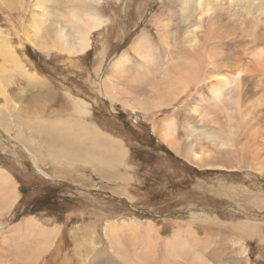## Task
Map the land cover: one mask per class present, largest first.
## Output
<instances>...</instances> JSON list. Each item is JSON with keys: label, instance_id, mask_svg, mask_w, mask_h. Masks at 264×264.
Segmentation results:
<instances>
[{"label": "rangeland", "instance_id": "obj_1", "mask_svg": "<svg viewBox=\"0 0 264 264\" xmlns=\"http://www.w3.org/2000/svg\"><path fill=\"white\" fill-rule=\"evenodd\" d=\"M69 1L38 0L41 6L52 9L47 20L41 24L43 11L35 3L36 0H0V52L3 47H8L16 57L18 56L29 74L40 78L39 82L29 78L17 69L16 63L8 60L7 55L0 53V81L2 86L6 85L3 86V96L0 92V111H3L4 117L2 122L7 123L9 115H12L14 120L17 114L12 111L18 110V105L24 104L30 106V113L37 110L40 112L37 111L36 114L43 113V117L38 121L40 123L54 125L63 120L74 121L77 114L72 115L73 106L77 101H82L89 110L81 113V120L89 126H96V132H102L108 139L109 135L120 139L121 141L112 138L124 144L129 155L124 158V162L116 161L110 167L93 163L83 155H68L72 165H67L58 162L57 153H63L62 145L52 142L37 124L31 128L24 127L19 132L16 121L11 123L10 131L0 121V167L18 181L21 192V201L17 203L19 206L15 207L13 215L6 218V228L9 229L13 222L24 221L25 217L29 218L30 215L37 216L35 221L40 223L45 231L43 237L41 233V237H38L43 243L39 249L44 252L46 250V254H42L40 259L41 264H61L66 255L62 254L64 252L70 255L78 253L77 256H80V259L73 260L71 264H81L79 261H82V264H109V261L103 262L102 254L105 251H100L105 247L107 252H111V245L103 227L111 220L125 218L130 221L138 218V226L132 238L136 237L139 242V245L136 242L141 248L139 256L150 254L152 250L156 251L160 258L163 256L162 252L167 250L166 252L171 253L168 261L170 264H185L186 261L175 258L180 248L174 240L178 238L180 245H183V239L193 238L182 231L183 225L187 226L192 222L201 241L197 240L199 244L193 241L189 247L195 251L208 247L210 252L205 248L201 253L208 254L207 261L211 264H264V174L251 166V157L242 164L237 163L235 159L229 160V163L223 162L226 165L222 168L215 165L208 168L195 167L188 161L179 159L158 135L156 122L170 119L171 110H155L153 115H145L141 111L134 114L132 110L122 106V103L105 97L102 90L103 80L110 66L124 50L131 54L129 55L132 62H139L138 54L131 48L137 39H146L145 51H152L151 53L158 54L156 56L159 58L164 56L160 21H169L167 31L173 41L177 31H180L179 36H182V33L191 29L185 21L183 22L184 0H87L85 4L89 5V10L94 11L103 21L99 29L92 34L90 50L75 55L54 49L46 52L32 45L31 40L37 34L38 24H41V36L44 35L52 42L53 29L55 24L58 25L53 10L69 13L70 7L82 9L78 5H71ZM221 22L223 20L218 23ZM230 24H233L234 30L239 31L227 28L231 37L241 34L237 23L230 21ZM66 30L73 40L75 31L70 27H66ZM227 46L225 49L235 52V46ZM247 47L244 43L239 50L246 52ZM7 69L8 72L2 75ZM255 82L249 85L250 94L257 93H254L256 99L262 102L264 107V82ZM49 86L52 88L50 91ZM5 95L7 98H4ZM17 103L16 109L10 112V108ZM187 112L186 110L185 113ZM180 120L179 128L185 120L184 115ZM182 129L181 126L179 132L185 134ZM255 131L259 133L255 135V141L260 143L251 142L247 148H255L257 155L264 158V145L261 143V138L264 140V117L257 120ZM241 140L245 142L244 138ZM55 146H59V150H55ZM25 148L34 154L37 166ZM50 152L54 156H50ZM262 158L260 161H263ZM58 172L66 174L57 176ZM51 188L58 189L63 210L54 214L48 211L31 214V203ZM193 212L206 213L210 218L190 221ZM239 221L260 224V227L257 226L261 233L254 235L255 237L245 235L234 227L233 222ZM130 224L134 225L135 222L130 221ZM177 230L182 232L179 234ZM238 236L241 237L236 238ZM46 237L51 238L48 243L43 239ZM130 237H126L127 246L134 240L129 239ZM10 240L11 238L8 241L0 239V248L7 245L12 250V258L17 252V241ZM91 242H96L97 245L93 246ZM50 245H54V250L48 249ZM239 245H243L246 250L241 246L239 248ZM76 246H79L81 251L76 250ZM60 247L62 253L58 257L54 251L59 252ZM29 251L27 254H30ZM146 261L145 259L144 264Z\"/></svg>", "mask_w": 264, "mask_h": 264}, {"label": "bare ground", "instance_id": "obj_2", "mask_svg": "<svg viewBox=\"0 0 264 264\" xmlns=\"http://www.w3.org/2000/svg\"><path fill=\"white\" fill-rule=\"evenodd\" d=\"M77 1L76 3L73 0L69 2H71V5H78L82 9L70 7L69 13L58 10L55 12L53 10V15H55V21L58 25L55 24L53 36L51 35L52 42H50L51 40L49 41L47 37L44 35L41 36L42 30H39V27L47 20L46 18L49 17V14H51L50 10L52 9L49 10L48 7L41 6L38 0H36L35 3L42 9L43 14L41 16V24L37 25V29L35 28L37 34L31 40L32 45L46 52L54 49L75 55L83 54L90 50L92 48V34L99 29L103 21L94 11L89 10V5L85 4L87 0ZM182 15L183 22L185 21L191 29L182 33V36H179L180 31L179 33L177 31L174 41L172 40L171 34L167 31L169 21L164 19L159 22L161 40L165 53L163 57L159 58L156 56L158 54L154 55V53H151L152 51H145L146 39L143 37L140 40L137 39V42H134L133 47H131L140 58L138 63L131 61V54L126 50L119 55L110 66L103 80L102 90L105 97L113 100V102L118 101L122 103V106L132 110L134 114L141 111L145 115H153L155 110H161L163 108L171 110L172 117L170 116V119H163L156 122L155 127L158 135L177 157L188 161L195 167L202 168L207 166L208 168L215 165L222 168L226 165L224 163H229V160L233 161L231 159H235L237 163L242 164L251 157V166L261 174H264V158L261 155H257L255 148H247L251 142L253 144L260 143L255 141V135L257 136L259 134L255 131V127L257 120L259 121L260 118L264 117L262 102L256 99L255 94L257 93L250 94L251 89L249 90L251 82L256 81L257 84L264 82V1L184 0L182 4ZM219 20H223V22L218 23ZM230 21L238 24V29L241 34H235L236 36L233 35L231 37L227 29L232 28L233 24L231 25ZM66 27H70L75 31L73 40H71L72 35L67 32ZM232 29V31H238L234 30V28ZM230 37L231 42L229 41ZM226 39L228 42H226ZM244 43L248 45L246 52L239 50ZM227 45L231 48L235 46V52L225 49L228 48ZM0 53L7 55L8 60L16 63L17 69L27 74L26 76L38 82L40 81V78L36 77V75L29 74L25 66L21 64L18 56L16 57V54L14 55V52L8 47H3ZM7 72L8 69L4 70L2 75ZM0 78L2 77L0 76ZM6 84H8V80ZM3 86L0 81V92L2 96L5 89ZM51 89L49 86L48 91ZM4 98H7L6 95ZM10 102L12 103V101ZM17 105L18 103L12 106L10 112L12 109L15 110ZM21 106L18 105V110L12 111L17 116L13 120L11 118L12 115H9V119L6 120L7 123L2 122L4 120L2 116L3 111H0L1 123L5 124L6 128L10 131L11 123L16 121L19 125L17 128L19 132L24 127L31 128V126L34 127L37 124L39 128L43 129L44 135L50 137L52 142L62 145L63 153H57L59 157L58 162L60 163L72 165V162L67 158L68 155H83L87 160L91 159L93 163L97 162L102 166L110 167L116 161L122 162L128 154L121 147L122 144L120 146L118 141H115L120 139L112 137L109 134L107 136L109 137L108 139L102 132H96V126H89L81 120V113H86L88 109L82 101H77L75 106H73L75 113L74 111L71 113L72 115L77 114V116L75 115V119L73 117L74 121L68 120L64 122L63 120V122H56L54 125L38 122L43 117V113L36 114L39 110L31 111L32 113H30V106L25 104ZM186 110L188 111L187 113H185ZM182 115H184L185 120L181 122V126L185 134L179 132L181 126L180 128L178 126ZM147 118L149 119L148 116ZM241 138H244L245 142ZM261 143L264 145L262 138ZM55 147V150H59V146ZM25 149L35 161L34 165L37 166V160L34 154L28 148ZM50 156H54V154L50 152ZM261 158L263 161H260ZM220 161L222 163H215ZM39 171L48 175L42 169H39ZM64 173L58 172L56 175L64 176ZM69 176L72 177L71 174ZM69 179L71 180L72 178ZM20 197L21 192L18 181L7 170L0 167V239L2 241H8L11 238L12 241H17V252H15V257H12L13 259L11 258L12 250L7 245L0 248V264H41L40 259L46 250L44 252V250L39 249L43 243L38 237H41L39 235L40 233L43 237L45 231L42 225L35 221L37 216L30 215L29 218L25 217L26 219L24 221L19 219L20 221L13 222L9 229L6 228L8 224L6 218L13 215L15 207L21 199ZM201 218L205 220L210 217L206 213L193 212L190 221L194 222L195 219L199 220ZM137 219L130 220L131 222H135L134 225L130 224V221L128 219L125 220V218L119 219L123 220V223H118L119 220H111L106 223V226L103 227L104 234L111 245V252H107L105 247L100 249L101 252L105 251L102 254L103 262L109 261V264H144L146 259V264H170L168 261L170 260L169 255L171 253L166 252L168 248L162 252L163 256L159 258L156 251L151 250L150 252V247L148 248L150 254L148 253L143 257L141 255L139 256L138 252H140V247L137 246L139 242L136 237H133L134 240L130 241V246H127L126 237L131 236L129 238L131 239L135 235V228L138 226L137 222H139V219ZM146 222L148 224L151 223L150 221ZM190 223L187 226L181 223L183 225L182 231L187 235H192L193 238L181 239L183 245H180L178 238L174 240L179 244L178 248H180L176 252L175 258L180 261L184 260L188 264H211L207 261L208 254L201 253L203 250H208V247H205L206 249H197V251L189 247L191 242L195 241L198 243L201 241L193 228L194 223ZM233 224L238 231L248 236L257 235L259 232L261 233V230L258 228L260 224L257 223L255 225L251 224V222L246 221V223H243L239 221L233 222ZM182 231L179 230L178 233ZM94 234L96 235V233ZM47 237L43 239L48 243L51 238ZM240 237L238 236L236 238ZM197 240L199 241L197 242ZM49 243L52 244L51 242ZM90 244H93V246L97 245L96 242H91ZM153 245L154 243L151 246ZM240 246L238 247L240 248ZM53 247L54 245H50L48 249L52 251L54 250ZM78 247H75L76 250H80ZM241 247L242 249L245 248L243 245ZM59 250V252L57 250L54 251L58 257L62 253L61 247ZM237 250L239 249L237 248ZM27 251L30 254H27ZM208 252L210 251L208 250ZM244 253L247 254L246 252ZM62 254L66 255L62 258L61 264H71L73 260L80 259V256H77L78 253L70 255L64 252ZM149 256H152V258H149ZM58 257L55 258V261H57ZM79 262L82 264V261ZM175 264L178 263L176 262Z\"/></svg>", "mask_w": 264, "mask_h": 264}, {"label": "trees", "instance_id": "obj_3", "mask_svg": "<svg viewBox=\"0 0 264 264\" xmlns=\"http://www.w3.org/2000/svg\"><path fill=\"white\" fill-rule=\"evenodd\" d=\"M59 199L58 189L51 188L43 196L31 203V214L41 211H48L53 214L61 212L63 210V204L59 202Z\"/></svg>", "mask_w": 264, "mask_h": 264}, {"label": "crops", "instance_id": "obj_4", "mask_svg": "<svg viewBox=\"0 0 264 264\" xmlns=\"http://www.w3.org/2000/svg\"><path fill=\"white\" fill-rule=\"evenodd\" d=\"M122 144V143H121ZM121 144L119 143V145L121 146ZM124 144H122V146L121 147H123L126 151H127V149L123 146ZM128 152V151H127ZM129 155V153L125 156V157H127ZM122 162H124V160L122 161ZM121 161H120V163H122ZM115 164V163H114ZM113 164V165H114Z\"/></svg>", "mask_w": 264, "mask_h": 264}]
</instances>
